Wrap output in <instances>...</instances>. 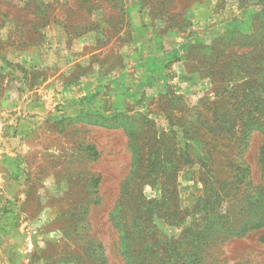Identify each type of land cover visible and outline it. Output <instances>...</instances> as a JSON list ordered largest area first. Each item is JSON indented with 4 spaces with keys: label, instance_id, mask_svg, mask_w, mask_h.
I'll return each mask as SVG.
<instances>
[{
    "label": "rangeland",
    "instance_id": "obj_1",
    "mask_svg": "<svg viewBox=\"0 0 264 264\" xmlns=\"http://www.w3.org/2000/svg\"><path fill=\"white\" fill-rule=\"evenodd\" d=\"M124 1L98 48L0 0V264H264V226L223 233L264 190V4L178 0L162 32Z\"/></svg>",
    "mask_w": 264,
    "mask_h": 264
},
{
    "label": "trees",
    "instance_id": "obj_2",
    "mask_svg": "<svg viewBox=\"0 0 264 264\" xmlns=\"http://www.w3.org/2000/svg\"><path fill=\"white\" fill-rule=\"evenodd\" d=\"M261 1L264 4V0ZM142 2H146V5L148 4L151 22L157 24V29L162 32L180 27L182 23L186 22V9L174 11L177 8L176 2L178 0H142ZM27 5H32L30 10L32 17H25L24 22L29 25H34L33 33L35 35L43 36L42 29L46 24L53 22L61 26L63 31L71 39L79 36L90 38L93 45L98 48L106 45L107 40L104 39L105 37L111 38L116 36L120 30H123V24L126 22L124 18V0H28ZM3 14L5 15V13ZM17 18L21 19V17H12L16 26L19 25V19ZM22 38L23 34L21 36ZM118 39L121 40L122 38L119 37ZM224 62L219 63L217 68H222L221 64H224ZM237 62L241 63L242 61ZM236 66L240 67L237 64ZM88 147L91 151L94 150L93 147ZM240 162L235 167L238 175L236 180L238 186L236 189L242 191L241 186L250 185L252 181L247 180V168L243 166V162L242 164ZM253 191L250 187V190L246 188L241 192L242 202L245 201L247 204L246 209L244 208L246 205L244 203L245 205L243 204L239 208V212L233 211L232 208L235 206L234 202L231 201L232 204L230 207L232 215L234 213H240V215L235 222L227 221L230 224H228L229 227L227 229L223 230L224 234L233 233L239 236L250 230L264 226V199L260 197L264 195V190L259 195L252 194ZM212 216L213 214L208 213V219ZM204 238L208 239L206 243H215L213 245L211 244L212 246L210 245V248L206 247L207 250H211V254L216 252L215 247L218 246V243L224 240L218 236H211L210 233ZM200 254H204L203 257H205V251H201ZM198 256L199 254L196 255V257Z\"/></svg>",
    "mask_w": 264,
    "mask_h": 264
}]
</instances>
